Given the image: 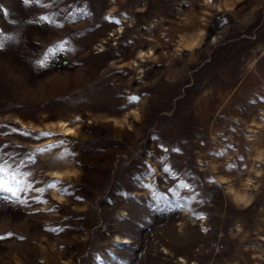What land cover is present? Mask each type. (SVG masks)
I'll return each instance as SVG.
<instances>
[{
  "label": "rangeland",
  "instance_id": "obj_1",
  "mask_svg": "<svg viewBox=\"0 0 264 264\" xmlns=\"http://www.w3.org/2000/svg\"><path fill=\"white\" fill-rule=\"evenodd\" d=\"M0 45V264H264V0H0Z\"/></svg>",
  "mask_w": 264,
  "mask_h": 264
},
{
  "label": "snow or ice",
  "instance_id": "obj_2",
  "mask_svg": "<svg viewBox=\"0 0 264 264\" xmlns=\"http://www.w3.org/2000/svg\"><path fill=\"white\" fill-rule=\"evenodd\" d=\"M15 176L16 170L11 169L6 160L0 161V191H12V189L8 187V181L15 180ZM13 195H15V192H13Z\"/></svg>",
  "mask_w": 264,
  "mask_h": 264
}]
</instances>
